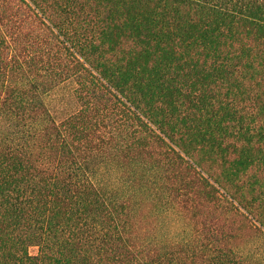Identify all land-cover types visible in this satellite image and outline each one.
<instances>
[{"label":"trees","instance_id":"trees-1","mask_svg":"<svg viewBox=\"0 0 264 264\" xmlns=\"http://www.w3.org/2000/svg\"><path fill=\"white\" fill-rule=\"evenodd\" d=\"M0 264H264V0H0Z\"/></svg>","mask_w":264,"mask_h":264},{"label":"rangeland","instance_id":"rangeland-1","mask_svg":"<svg viewBox=\"0 0 264 264\" xmlns=\"http://www.w3.org/2000/svg\"><path fill=\"white\" fill-rule=\"evenodd\" d=\"M102 176L106 178H114L115 173L114 171L111 172L109 168L104 169L103 172L101 173ZM163 213H161L162 215ZM162 220V227L159 229L160 233L165 235L166 229H169V233L172 235H179V231L182 230L183 228H186V225L182 219V217L179 215L178 211L176 210H171L168 213H165L160 217ZM159 232V231H158Z\"/></svg>","mask_w":264,"mask_h":264}]
</instances>
